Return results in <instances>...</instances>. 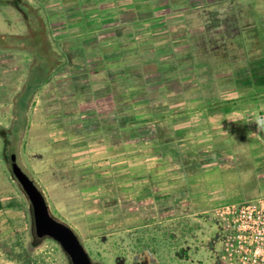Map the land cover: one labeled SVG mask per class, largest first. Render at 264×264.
<instances>
[{"label": "crops", "instance_id": "crops-1", "mask_svg": "<svg viewBox=\"0 0 264 264\" xmlns=\"http://www.w3.org/2000/svg\"><path fill=\"white\" fill-rule=\"evenodd\" d=\"M41 5L60 59L30 103L20 167L49 209L83 238L241 198L238 166L264 164V0Z\"/></svg>", "mask_w": 264, "mask_h": 264}, {"label": "rangeland", "instance_id": "rangeland-1", "mask_svg": "<svg viewBox=\"0 0 264 264\" xmlns=\"http://www.w3.org/2000/svg\"><path fill=\"white\" fill-rule=\"evenodd\" d=\"M13 1L0 0V33L21 36L27 27ZM20 1L43 24L49 45L56 59H60L51 29L54 15L49 7L41 5L51 0ZM32 62V55L19 43L12 48H0V105L9 100L11 107L6 111V103L0 106V264H71L57 241L36 235L29 199L9 168L11 148L18 164H22L24 133L32 106L30 102L25 122L13 133V102L26 82ZM251 160L260 161L258 157ZM237 175L241 193L238 200L264 194V164L239 165ZM49 211L71 227L62 219L63 215ZM101 226L88 231V236L83 238L71 227L95 264H220L217 253L222 229L212 211L211 218L205 217L202 221H170L153 227L141 223L137 228L113 221Z\"/></svg>", "mask_w": 264, "mask_h": 264}, {"label": "built area", "instance_id": "built-area-1", "mask_svg": "<svg viewBox=\"0 0 264 264\" xmlns=\"http://www.w3.org/2000/svg\"><path fill=\"white\" fill-rule=\"evenodd\" d=\"M222 229L220 264H264V194L212 208Z\"/></svg>", "mask_w": 264, "mask_h": 264}, {"label": "trees", "instance_id": "trees-1", "mask_svg": "<svg viewBox=\"0 0 264 264\" xmlns=\"http://www.w3.org/2000/svg\"><path fill=\"white\" fill-rule=\"evenodd\" d=\"M13 5L21 12L27 32L21 36L0 33V48H12L19 43L33 57L26 82L13 102L12 132L15 133L19 130L21 123L25 122V112L33 94L49 78L59 62L49 45L43 24L38 21L24 2L14 0Z\"/></svg>", "mask_w": 264, "mask_h": 264}, {"label": "water", "instance_id": "water-1", "mask_svg": "<svg viewBox=\"0 0 264 264\" xmlns=\"http://www.w3.org/2000/svg\"><path fill=\"white\" fill-rule=\"evenodd\" d=\"M9 168L29 199L36 235L57 241L71 264H95L73 229L50 214L42 191L20 167L13 148L10 149Z\"/></svg>", "mask_w": 264, "mask_h": 264}, {"label": "clouds", "instance_id": "clouds-1", "mask_svg": "<svg viewBox=\"0 0 264 264\" xmlns=\"http://www.w3.org/2000/svg\"><path fill=\"white\" fill-rule=\"evenodd\" d=\"M257 125V132H254V134L264 132V116L257 115L253 121Z\"/></svg>", "mask_w": 264, "mask_h": 264}]
</instances>
